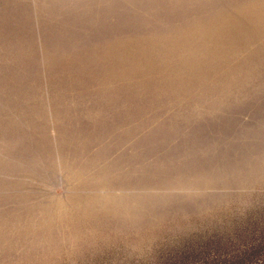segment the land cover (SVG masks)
<instances>
[{
    "label": "rangeland",
    "instance_id": "rangeland-1",
    "mask_svg": "<svg viewBox=\"0 0 264 264\" xmlns=\"http://www.w3.org/2000/svg\"><path fill=\"white\" fill-rule=\"evenodd\" d=\"M260 94L264 0H0V264H264V150L178 171Z\"/></svg>",
    "mask_w": 264,
    "mask_h": 264
},
{
    "label": "water",
    "instance_id": "water-1",
    "mask_svg": "<svg viewBox=\"0 0 264 264\" xmlns=\"http://www.w3.org/2000/svg\"><path fill=\"white\" fill-rule=\"evenodd\" d=\"M219 115L216 119L206 120L201 128L193 126V148L196 155L191 162H184L179 166L178 171L184 176L201 174L207 178H213L214 172L211 164L217 162L231 186L230 169L234 162H240L242 169L246 170L245 160L260 158L261 151L264 150V135L256 126L257 123L264 124V94H260L257 101H249L244 106L227 109ZM206 139L213 141L214 147L210 150L204 146ZM162 150L163 156L173 154L165 147ZM140 177L141 180L139 186L135 187L136 190L146 187L142 176ZM126 185L127 189L132 188L128 182ZM209 189L215 194L223 192L215 184H211ZM226 192H232V190ZM166 206L176 208L177 205L168 200Z\"/></svg>",
    "mask_w": 264,
    "mask_h": 264
}]
</instances>
